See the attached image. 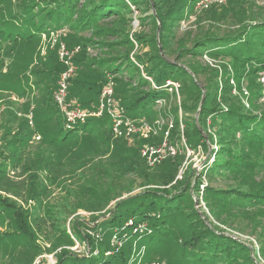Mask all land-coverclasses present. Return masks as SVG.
Wrapping results in <instances>:
<instances>
[{
	"label": "trees",
	"instance_id": "16d2710c",
	"mask_svg": "<svg viewBox=\"0 0 264 264\" xmlns=\"http://www.w3.org/2000/svg\"><path fill=\"white\" fill-rule=\"evenodd\" d=\"M196 1L7 0L15 7L7 19L0 21V46L8 43L6 56L0 58V91L7 94L9 84L20 90V98L26 96L21 106L31 113L32 126L21 121L16 128L20 131L24 126L25 131L14 136L10 128L15 122L8 123L10 126L0 139V179L17 166L26 141L32 139L33 133L42 138L37 144L44 147L47 162L43 168L36 164L34 176L39 186L29 187L28 193L40 195L48 187L44 177H58L56 171L53 173L47 167L53 162L51 157L59 156L55 159L61 167H66L54 169L63 174L82 170L88 162L93 163L89 174L91 184L83 190L87 194L86 205L76 203L68 211L56 208L47 212L49 230L36 222L40 220L38 203L35 217L31 219L28 210L23 211L20 204L0 194V226H4V230H0V264H5V260L6 264H42L35 260L49 253L53 254L54 264H146L152 261L264 264V193L257 191L253 183L257 182L254 175L264 172V111L256 109L260 107L257 106L262 94L260 78L264 75V13L255 18L253 6L247 14L249 12L242 11V4L237 0H226L241 6L239 23L233 29L201 28L200 16H197L195 31L182 35L180 23L190 19L191 13L195 14ZM134 11L138 20L135 28L132 25ZM145 27L150 33L143 31ZM58 30L70 32L73 43H67L68 46H79L73 56L77 66L69 81L66 106L95 105L101 89L112 82L117 103L132 118L151 121L159 111L164 116H173L176 123L168 141L184 149L177 125L180 108L186 145L193 149L199 144L205 152H209L211 145L215 146L198 177L191 176L196 173L194 169L178 177L176 173L182 159L178 153L172 158H163L159 163L162 171L156 169L158 164L149 166L140 149L145 144L160 143L162 137H135L133 141L115 137L107 114L64 128L65 121L53 97L64 70L57 51L47 54L45 51L42 58L37 56L36 65L30 63L34 53L40 54L37 46L42 35ZM104 36L113 39L99 40ZM98 44L104 46L106 52L94 59L87 49H97ZM10 56L12 60L4 68V58ZM201 56L223 63H218L220 86L216 73L206 74V68L198 59ZM222 70L224 75L221 76ZM26 76L33 79L35 85L34 90L30 88L31 92L27 90L29 84L22 79ZM234 78L246 82L248 104L231 95L229 81ZM168 79L180 83V95L182 99L185 97L183 103L167 92ZM200 85L205 96L196 124L195 118L189 121L186 113L195 112L199 107ZM168 95L174 98L175 105L170 108L167 102L166 113L158 109V102ZM27 103L32 105L27 106ZM13 115L15 118L17 114L13 112ZM57 135L61 137L58 139ZM50 136L55 145L59 140L62 146L51 150ZM16 144H20V150ZM110 148L112 154L98 162ZM74 153L77 157L72 158L70 155ZM211 154L213 158L209 160ZM200 198L206 202L205 210L196 205ZM110 201L114 202L107 207ZM76 207L93 211L107 208L91 217L93 226H84L91 233L86 236L78 222L84 218L76 215L69 220L68 230L64 223L67 212L75 213ZM213 218L242 233L248 230L254 233L258 247L251 248L249 240L243 241L224 231ZM140 224H143L142 230L134 231ZM51 230L49 246L45 248L39 237ZM113 230L121 239L119 246L111 244ZM75 241L81 242L83 251L72 249ZM140 247L143 252L138 254Z\"/></svg>",
	"mask_w": 264,
	"mask_h": 264
},
{
	"label": "rangeland",
	"instance_id": "374dc122",
	"mask_svg": "<svg viewBox=\"0 0 264 264\" xmlns=\"http://www.w3.org/2000/svg\"><path fill=\"white\" fill-rule=\"evenodd\" d=\"M236 2L242 4V11L244 10L245 12L252 11L251 7L253 6L254 9L252 12H253V17H255V18L260 17L261 14L264 13V0H237ZM14 7H15V4L12 5V4L8 3L7 0H2V2H0V21L7 19V17L14 10ZM240 9H241L240 5H237V4L230 2V1H227V2L221 3V4L220 3L210 4L209 6H207V8H204L200 11L196 10L195 14L191 13V15L193 16V20L190 21V23L187 25V27L185 26V27L181 28L179 32H181L182 35L186 32H190V31L194 32L196 29L195 23L197 21L196 20L197 16L198 17L200 16L201 28H206V29L208 28V29L213 30V31H218V29H224L225 31H230L231 29H233L235 27V25H237L239 23L237 18L240 15V13L238 14ZM247 14H250V12ZM135 15H136V11H134V13H133V21H132V25L134 28L137 27V25H138V20L136 17H134ZM138 28H140V26ZM145 28L146 29H143V31L146 33H150L149 28L148 27H145ZM157 30H158V28H157ZM69 34H70V32L67 30L61 31V33L58 34L57 37H55V40H53L54 38H52V36L50 34L43 35L40 39L39 46H37V50L39 51L40 54L36 55L37 53L36 54L34 53L33 60L30 62L32 64V66L36 65V63L34 64V61H37L39 59L37 56L41 55L40 57L42 58L43 57L42 55L45 53V51H46V54L48 51H51V52L57 51L59 43H63L68 49L76 47L77 45H74V46L72 45L73 47L68 46L67 43H69V45H71L73 43V42H71V39L69 38ZM182 35H180V36H182ZM180 36H177V37H180ZM112 39H113L112 37H107V36L99 38V40H112ZM52 41L54 42L53 44H52ZM7 44L8 43H6V42L1 44V46H0V58L2 56H6L5 52L7 51ZM97 46H98V47H96L97 49L92 48V47L87 49L89 54L94 59H97L98 57H102V54L104 52H106V49L104 46H102L100 44H98ZM23 52L25 54V51H23ZM12 57H13V54H12ZM198 59L200 61L201 66L206 68V74H212L213 75V73L214 74L216 73L215 78L218 81L219 86H220L222 78L219 75L220 69H219L218 63H220L221 65L223 63L220 61L214 62V61L208 59L206 56H201ZM11 60H12L11 56H10V58L9 57L4 58V65L9 63V61L11 62ZM72 62H73L74 68L76 69L77 64L75 62V58H72ZM4 65H3V67L5 68L6 65L5 66ZM30 67H31V65H30ZM64 71H65V68L62 72H64ZM22 74L25 75V72H22ZM222 75H224L223 70H222L221 76ZM70 78L68 79L66 99L68 97V89L70 87V82H69ZM22 79L24 80V82L29 84V88L27 89L29 92H31V90H34L35 85H33V83H32L33 79H31L27 76L24 78L22 77ZM229 84L232 86L231 95L233 97H238L239 99H241L244 104H248L249 101H248V98H246L247 93H245L246 82H244L242 80L238 81L237 79L234 78V79L229 81ZM7 86L10 89V90H6L7 94L4 93V91H0V139L2 138V134L4 132H6L7 131L6 129H8V127L10 126L8 123H11V122H15L14 127L10 128L12 135H14V136L15 135H17V136L22 135L23 132L25 131V127L22 126V128H20V131L17 130L16 127L19 128L20 123H21V121L23 122V120H24V122L27 121V123H28L29 114H30V113H27L26 110H23V106H21V104H23V102L27 99L26 96L20 98V96H19L20 90H16L15 89L16 86H10L9 84ZM30 88H31V90H30ZM260 90H261L262 94L260 95V97L258 99V103H257V106H260V107H258L256 109L257 110L260 109L261 111H264V82H262V87ZM11 93H13L14 95H11ZM7 95H9L10 97ZM6 97H7V99L9 98L12 102L9 103L8 100L5 99ZM165 99H166V103L168 102L170 104L169 105L167 103L168 107L172 108V105H175V101L173 100L174 98L172 97V99H171L170 95H168ZM115 100L117 101L116 98H115ZM184 100H185V97H184V99H182V94H181L180 95V101L183 103ZM29 105H32V104L27 103V106H29ZM56 106H58V105H56ZM77 107L84 108L81 106H77ZM89 107H85V108H89ZM198 108L196 109L195 112L189 111L186 113L189 121H191V119L193 117L195 118L196 115L198 118L199 111H200V110L197 111ZM7 109H9L10 111L12 110L11 114L7 111ZM30 109H32V108H30ZM156 109L157 108H155V110ZM166 111L168 112V110H166ZM182 111H183V109H182ZM13 112L15 114H17L15 118H13L14 117ZM161 113H163V112H161ZM183 116L186 117L184 112H183ZM33 123H34V120H33ZM3 124H6L7 126L5 127ZM29 125L32 126V124H29ZM64 128H66V126H64ZM18 131H19V133H17ZM27 136H28V134H26V137H25L26 140H27ZM53 136H55V134ZM31 137H32V139L26 141L27 145H26V147H25V149L21 155L22 157H20L19 162L17 163V166L14 169L8 170V172L6 173V176L5 177L2 176V179H0V182H1L0 183V194L10 197L7 199H12V201L15 202L16 205L20 204L23 211L28 210L30 212V218L31 219H33V217H35L34 216V213L36 212L35 206H37V203H38L39 207H37V210L40 213V220L37 219L36 222H38L37 224H40L41 227H46V229L49 230L47 225L49 224L50 219H48L47 212L54 211V209H56V208H60V209H63L65 211H68L69 209H71L70 206H72L73 204L76 205V203H79L81 206L86 205L85 200L87 198V194L86 193L84 194L83 190H84L85 186H88L91 184V176L89 174H90V166L93 162L92 161L88 162L87 165L84 168H82V170L78 169L74 172H69L67 174H63V172L61 170H55L54 169V168L64 169L66 167L65 165H64V167H61V165H59V160L55 159V157H59V156L51 157V158H53V162L50 164L48 163L47 167H50L52 169L51 172H53V173H54V171H56L55 174L58 177L57 178L48 177L47 179L44 177V181H45L44 184L48 185V187L44 192L40 193V195H38L36 193L35 194L34 193H28L29 187H31V189H35V188H38V186H39L38 180L34 176V172H35L34 170H36V166H37L36 164L43 165L42 166V168H43L44 164L47 162L46 157L43 154V152H45L44 147L39 146V144H37V142L42 140V138L39 137V135L36 133H33L31 135ZM56 137L59 139L61 136L57 135ZM49 138H50V140L48 141V143L51 146V150H55V148L57 146L58 147L62 146L63 142L57 140V145H55L53 140H51V139H53V137L50 136ZM132 141H133V139H132ZM0 142H1V140H0ZM16 145H17V147L20 146V144H16ZM175 148H177L176 154L177 153L180 154L181 158H182L179 169L177 170V173H176L178 175V177L182 176V174L185 171L192 170V169H194L196 173H194L191 176L198 177V174H199L203 164L208 159L209 152L213 151L215 146L211 145L209 147V152H205L206 150H204L199 144L196 145V147L193 149H192V147L190 149L188 148V150H186L185 147H184V149H182L180 147V145L176 146ZM19 150H20V148H19ZM111 154H112V149L110 148L108 153H106L103 158L99 157L97 161L100 162L101 160L106 159ZM176 154H174V155L168 154L166 157L172 158V157L176 156ZM70 156H72V158H74V156L77 157V155H75V153L70 155ZM62 157L60 156L61 160H62ZM212 158H213V155L211 154V157L209 160H211ZM0 160H2L1 156H0ZM63 160H64V157H63ZM65 160H67V157H65ZM162 160L157 163L158 165H157L156 169H158L159 171H162L160 169V168H162V165L159 164L162 162ZM39 161H40V163H38ZM40 172H39V175L42 174V172L41 173ZM81 172L83 175H81ZM254 180L258 182V183L254 182L252 180L255 187H256V190L259 191L260 193H264V172L254 175ZM42 181H43L42 179H41V182L39 181L40 185H41ZM135 186H137V185H135ZM123 196H125V195H123ZM200 199H201L200 203H198L196 205H198V206L200 205V209L205 210L207 207V205L205 204L206 202L204 199H202V198H200ZM113 202L114 201H110L108 203L107 207L110 206ZM65 204L69 208L66 207ZM63 207L66 208L67 210L64 209ZM93 207H96V206L94 205ZM101 207H102V205L98 206V208H101ZM107 207H105L104 209H102L100 211H93L90 209H84V207H76L75 213L67 212V214L65 215L66 221L64 222L66 224L67 230H68L67 226L69 225V227H70V225H71L69 220L75 219L76 215H78L79 218H84L83 220L78 221V222H80L79 224L82 225V227L80 228V229H82L81 230L82 233L85 234L86 236L88 234H91L90 231L87 230L88 228L86 227L87 228L86 229L84 226H93L95 223L92 222L91 217L93 215H98V214L102 213ZM68 221H69V224H68ZM213 222L216 225L223 228L224 231L231 233L232 236L234 235L235 237L241 238L243 241L249 240L250 242H252L251 248L252 247H254V248L258 247L259 244L256 240L257 236L254 235V233L251 234L249 232V230L246 233H242L241 231L237 230L235 227H230V226L226 227L224 225H221L214 218H213ZM32 223H34V222L32 221ZM62 226H64V225H62ZM0 230H4L3 225L0 226ZM51 232H52V230L49 233H44L43 235L40 234L39 240H41V242L45 246V248H47L49 246V237H50ZM92 236H94L95 238L98 237L97 234H92ZM137 248H139V247L137 246ZM72 249L77 250V251H79V250L83 251L84 246L81 244V242L75 241V245L72 247ZM260 252H262V251H260ZM5 255H8V253H5ZM257 256H259V255H257ZM41 258H44L45 260L39 261ZM35 262H40L42 264H54L55 259L53 257V254L49 253V254L41 255L40 258H37L35 260ZM6 263L7 262L5 260V264Z\"/></svg>",
	"mask_w": 264,
	"mask_h": 264
},
{
	"label": "built area",
	"instance_id": "2783aa9c",
	"mask_svg": "<svg viewBox=\"0 0 264 264\" xmlns=\"http://www.w3.org/2000/svg\"><path fill=\"white\" fill-rule=\"evenodd\" d=\"M226 0H197L195 2V9L200 10L202 8H207L210 4L224 3ZM193 20V16H190L188 20H182L180 23V29L187 27L190 21ZM64 30L50 31L53 40L58 34ZM43 34V35H45ZM42 35V36H43ZM54 42L52 41V44ZM79 50V46L72 49H68L63 43L58 44L57 56L60 62L64 65L65 71L62 72L58 78L57 89L53 93L54 101L56 105L60 108V112L65 121L64 126L66 128H71L74 125L85 122L88 118L101 117L107 114L110 119V128L113 136L123 137L127 139H134L135 137L145 138L150 135H160L162 141L158 144H145L141 147V155L145 158L149 166H154L165 158L168 154H176V146L169 143L168 139L171 135V130L174 128L176 120L171 115L164 116L160 111L158 115L151 121L147 120H137L129 116L124 107L121 106L114 98V88L112 82L107 83L100 91L98 101L95 105H91L89 108H72L66 106V95L68 79L74 73V66L72 58L74 54ZM151 84L154 86L152 80L147 77ZM260 80L264 82V75L261 76ZM167 92L172 96H175L179 102L180 98V83L176 80L168 79L166 80ZM158 109H166V100L162 99L158 102ZM167 113V111H166ZM31 113L29 114L28 123L32 124ZM178 120L177 125L180 133L181 145L188 150V146L185 143L183 136L184 124L182 121L181 109H178ZM190 149V148H189ZM143 224H140L133 228L134 231L142 230ZM111 244L113 246L121 245V239L117 236L115 230L111 236ZM139 253L143 252V248L140 247ZM146 264H164L159 261L147 262Z\"/></svg>",
	"mask_w": 264,
	"mask_h": 264
},
{
	"label": "water",
	"instance_id": "95a60500",
	"mask_svg": "<svg viewBox=\"0 0 264 264\" xmlns=\"http://www.w3.org/2000/svg\"><path fill=\"white\" fill-rule=\"evenodd\" d=\"M157 31H158V30H157ZM157 33H158V32H157ZM157 39H158V38H157ZM200 87H201V89H202V97H201L200 105H199V108H198L197 111L200 110V107H201V105H202V102H203V99H204V96H205V91H204L202 85H200ZM197 120H198V118H197V115H196V117H195V122H196V124H197V122H198Z\"/></svg>",
	"mask_w": 264,
	"mask_h": 264
}]
</instances>
